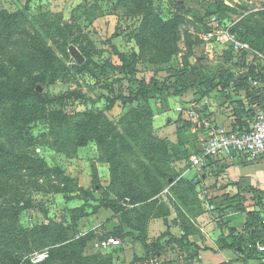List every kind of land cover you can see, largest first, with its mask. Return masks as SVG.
I'll return each instance as SVG.
<instances>
[{"label": "trees", "instance_id": "1", "mask_svg": "<svg viewBox=\"0 0 264 264\" xmlns=\"http://www.w3.org/2000/svg\"><path fill=\"white\" fill-rule=\"evenodd\" d=\"M222 6L221 2L211 3L205 17L219 16ZM145 12V16H149L146 17L145 30L152 29L156 40L162 41L161 44L178 42L181 37L180 17L174 16L171 20L164 21L160 16L152 15L153 11L149 8ZM21 17V13L10 14L0 9V264H116L112 256L87 253L91 241H103L112 236V233L107 232L101 238L91 233L78 239L76 229L79 219L96 215L101 209L111 210L123 218V225L115 232L123 242L133 236L124 232V226L145 238L152 220L167 221L172 214V208L161 198V193L166 188H169V202H176L173 206L180 217L179 221L174 222L182 228L183 236L177 238L166 232L151 247L154 251H161L162 241L169 237L170 242L181 248L187 247L188 236L195 232L192 220L203 214V208L195 184L188 178L180 179L181 173L172 165L180 161L183 154L190 159L196 150L193 149L190 154L187 149L188 152L176 149L173 159L177 160L173 162L166 139L160 138L155 132V114L157 111H166L170 99L183 98L193 91L194 97L199 98L194 102L198 103L215 92L223 94L230 90L231 94L241 95L233 109V115L237 119L233 129H248L264 106V89L253 85L254 81H263L264 73L256 71H264V63L257 59V63L248 67L250 72L239 79L228 72L231 69L227 68L226 61L208 75L199 74L194 68H187L174 76L176 80L170 83L159 82L153 77L150 82L137 79V71L130 70L127 75L136 86L134 99L121 98L125 105H138L119 121L111 120L104 111L98 114H71L65 110L66 102L85 101V94L69 90L62 95L50 96L39 92L38 87L44 88L68 78L92 73L89 68L96 63L87 50L81 49L85 56L84 64L69 66L41 38L31 39V42L24 43L20 49L23 42L22 21H19ZM237 26L241 28L237 30L239 39L264 54V9L250 13ZM52 28L55 37L64 41V46L61 47L63 57H69L66 47L71 28L60 25H52ZM170 34L174 36L172 39ZM225 53L226 60L230 61L232 58L227 57L230 52ZM171 59L172 57L169 61ZM157 95L162 97L161 101H156L161 103L159 108L151 104V99ZM225 99L229 102L226 97ZM115 101L108 99L106 112L113 107ZM40 122L46 123L48 130L35 136L32 127ZM91 142L97 144L101 158L110 165L109 189H113L111 193L117 199L97 201L92 213H88L86 209L79 211V215L74 214L71 227L50 220L48 224L25 228L21 223L22 215L39 208L45 209L47 200L44 199L52 194L64 193L68 196L74 194L71 189H75L94 199L91 192L78 185L71 188L76 179L67 176L60 167H49L44 159L28 151L40 146L47 147L72 159L79 148ZM132 163L136 168L131 167ZM215 163L217 162L211 161L210 166ZM51 180L53 181L50 183ZM93 183L99 185L97 176ZM47 184L53 191L46 190ZM185 192L190 194L189 197ZM251 193V200L258 209L247 213L246 236H239L234 248L242 246L246 259L261 257L264 261V253L256 248L258 244L264 246V194L256 189H251ZM193 194L196 201L190 200L191 196L194 198ZM187 198L192 202L191 207L186 205ZM125 200H128L127 205L123 204ZM221 207L224 206L215 210L220 213L226 210ZM229 208L232 212L246 210L241 201L231 203ZM45 253L46 257L38 262L32 259L36 254Z\"/></svg>", "mask_w": 264, "mask_h": 264}, {"label": "rangeland", "instance_id": "2", "mask_svg": "<svg viewBox=\"0 0 264 264\" xmlns=\"http://www.w3.org/2000/svg\"><path fill=\"white\" fill-rule=\"evenodd\" d=\"M218 2L223 4L222 12L219 16H214L221 20L223 29L231 27L230 37H224L220 30L213 32L211 21L214 16L205 17L209 5ZM261 6L260 0H0L1 10L10 14H22L19 20L22 21L21 38L23 39L20 49L24 43L31 42V39L41 38L69 66L76 63L84 64L85 56L81 49L87 50L96 63L94 67L89 68V71H93L92 73L68 78L44 88L38 87V91L50 96L62 95L69 90L81 91L87 100L66 102L65 110L68 113L92 112L98 114L104 111L111 120L116 122L138 105L137 103L125 105L122 102L123 98L121 97L134 99L136 92V86L128 77L127 71L136 70L137 79H145L150 82L153 77L159 82L170 83L176 80L174 76L187 68H194L199 74L208 75L226 61L228 62L227 68L231 69L228 72L232 73L236 79L248 74L250 72L248 67L258 58L248 53L249 51L234 52L233 40H240L237 30L241 28H238L237 24L250 13L260 11ZM147 8L153 11L152 15H158L164 21H169L174 16L180 17L181 37L178 42L161 44L162 41L156 40L152 29L145 30L146 17H149L145 16ZM52 25L71 28L70 39L66 47L69 57H63L61 47L64 46V41L55 37ZM212 34H214L213 37ZM173 37L170 34V38ZM225 51L230 52L227 55L232 58L230 61L226 60ZM172 53L175 54L172 55ZM171 57L172 59L169 61ZM256 73H264V71H256ZM257 87L264 89V78L263 81H258ZM227 93L224 92L223 95L220 92L219 94L229 100L227 103L234 113L233 109L237 106L241 95L231 94L230 90ZM229 95L230 97H227ZM108 99L116 101L113 107L106 112L109 104ZM184 99L190 98L186 95L183 98L170 99V107L167 110H176L175 102H182ZM197 99L199 98L194 97V100ZM161 100V95H157L151 99V104L153 103L155 108H159L161 103H156V101ZM194 107L196 109L190 110H195L198 122L201 124L203 123V110L201 107ZM195 121L197 120L195 119ZM199 124L194 122L190 115L182 113L171 124L165 139L173 162L177 160L173 159L176 149L183 152L187 149L173 141L188 135L191 133V129L195 130ZM32 130L33 134L38 136L47 132L48 128L46 123L40 122L32 127ZM187 150L191 154L193 149L189 147ZM187 150L186 152H188ZM28 152L44 159L49 167H60L67 176L76 179V183L71 188L76 185L84 188L91 192L95 201L75 189H71L75 193L68 194V196L64 193L52 194L44 199V201L47 200L45 209L39 208L22 215L21 223L25 228H32L37 224H48L50 220L63 224L65 227H71L74 214L79 215V211L86 209L88 213H92L98 204L97 201L107 198L117 199L111 193L113 189H109L111 183L110 165L101 158L96 143L91 142L87 146L79 148L77 155L72 159L52 148L41 146ZM180 158V161L172 165L176 170L177 163H188L190 166L188 157L185 158L183 154ZM131 167L136 168V165L132 163ZM95 176L99 179V185L93 183ZM182 178L187 177L180 176V179ZM100 187L101 190H99ZM45 188L53 191L49 184ZM168 191L169 188H166L160 195L173 211V204L176 202L174 200L169 202ZM177 194L179 196V193ZM185 194L188 197L190 195L188 192ZM194 199L196 201L195 195L194 198L190 197L191 201ZM190 200L187 198L186 202L189 207L192 206ZM123 204L127 205L128 200H125ZM182 208L187 211L185 207ZM175 216L174 221H179L180 214L175 211ZM120 225H123V218L120 215H116L111 210L101 209L96 215L79 219L76 229L77 238L89 236L91 233L101 238L107 232L112 233V236L110 235L103 241L98 239L91 241L87 253L89 255L103 253L106 256H112L116 264H174L176 261L174 260L175 250L179 245L175 246V243L170 242V237L162 241L163 249L161 251H154L151 246L158 239L156 236L150 238L147 234L145 239L140 233L132 232L130 228L124 226V232L133 236L123 242L115 233ZM69 233L71 232L69 231ZM117 241L119 244L113 245V242ZM186 249L185 246L181 250V256L184 259L188 254ZM181 256L175 259L182 263ZM45 257L46 253L36 254L32 259L38 262Z\"/></svg>", "mask_w": 264, "mask_h": 264}, {"label": "crops", "instance_id": "3", "mask_svg": "<svg viewBox=\"0 0 264 264\" xmlns=\"http://www.w3.org/2000/svg\"><path fill=\"white\" fill-rule=\"evenodd\" d=\"M261 3L260 10L264 9V0ZM187 96L190 99L175 102L176 110L156 112L154 129L162 138H166L169 127L178 119V116L181 113L190 115L192 113L190 109L195 108L194 106L201 107L204 111L203 123L227 129H232L237 124L231 106L221 94L215 92L200 102L198 101V104L193 102V93ZM204 134L203 129H191V133L179 137L173 142L182 148L190 147L197 150L200 148V141ZM188 165V163H177V171L181 173L182 177H187L195 184L203 214L192 220L195 232L188 236L186 259L181 256L182 248L177 247L174 264H262L264 261L261 260V257L246 259L243 255V247L239 246L238 249L234 247L236 239L238 240L239 236L245 234L247 213L258 209L254 201L251 200V189L259 190L264 194V157L253 164H246L242 161L215 163L205 171L191 168ZM107 170H109L108 167ZM236 201H241L246 209L245 212L231 211L229 205ZM220 206H224L221 209L226 210L221 213L216 211L215 208H220ZM175 219L173 209L167 221L164 219L152 220L148 227L150 238L154 236L159 238L166 232L181 238L183 230L179 224L174 222ZM161 233L162 235H160ZM178 256H181L182 263L175 259Z\"/></svg>", "mask_w": 264, "mask_h": 264}, {"label": "built area", "instance_id": "4", "mask_svg": "<svg viewBox=\"0 0 264 264\" xmlns=\"http://www.w3.org/2000/svg\"><path fill=\"white\" fill-rule=\"evenodd\" d=\"M262 1L260 0V2ZM211 26L213 32L220 30L224 37H230L231 27L223 29L222 22L217 16L212 17ZM211 36L213 37L214 34ZM233 42L234 52L249 51L248 53L255 55L259 61L264 63V55L253 50L248 43L235 39ZM253 85L257 87L258 82L255 81ZM190 116L194 122L199 124L198 115L193 110ZM196 129H203L205 134L200 141V148L190 156L191 168L205 171L209 168L211 161L234 163L237 160H242L255 163L264 157V106L258 111L248 129H227L210 123H201ZM118 244V241L113 242V245ZM256 248L259 252L264 253V246L258 244Z\"/></svg>", "mask_w": 264, "mask_h": 264}]
</instances>
